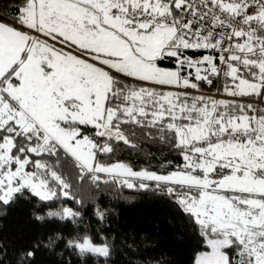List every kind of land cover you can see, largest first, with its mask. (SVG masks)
Here are the masks:
<instances>
[{
  "label": "snow or ice",
  "instance_id": "snow-or-ice-1",
  "mask_svg": "<svg viewBox=\"0 0 264 264\" xmlns=\"http://www.w3.org/2000/svg\"><path fill=\"white\" fill-rule=\"evenodd\" d=\"M8 8L11 16L0 14V205L25 190L44 202L74 199L61 163L81 180L156 182L205 238L210 251L195 264H264V0H0ZM221 76L231 99L200 93L201 82ZM137 129H155L183 164L158 174L99 161L121 142L135 148ZM56 239L37 240L20 264ZM74 247L111 255L87 239Z\"/></svg>",
  "mask_w": 264,
  "mask_h": 264
},
{
  "label": "trees",
  "instance_id": "trees-1",
  "mask_svg": "<svg viewBox=\"0 0 264 264\" xmlns=\"http://www.w3.org/2000/svg\"><path fill=\"white\" fill-rule=\"evenodd\" d=\"M0 14L11 16L13 13L8 8L7 11L0 9ZM189 54L196 58L209 53L189 51ZM163 65L174 67L172 62H163ZM213 80L211 86L201 82L200 93L220 92L226 96L224 78ZM125 83L131 84L128 80ZM191 92L200 94L196 90ZM237 99L243 102L249 98ZM92 132L89 129L88 134ZM160 136L155 129H137L135 148L121 142L114 146V153L99 154L98 159L105 165L123 162L136 171L146 169L167 174L183 164V157L179 149ZM59 167L72 184L74 199L61 197L44 202L25 190L24 196L18 195L14 203L0 205V244L6 253L0 257V264H20L22 252L37 240L47 243L48 236L59 239L52 249L42 247L37 251L31 264H195L197 256L209 250L199 226L182 210L177 197L169 196L163 187H156V182L145 181L150 185L148 189H129L118 181L105 183V174H100L101 181L93 182L90 176L79 179V170L71 165L66 167L61 163ZM63 205L70 206L79 217L72 221L48 216ZM98 212L104 214L103 219ZM34 214L44 216L45 220L37 221ZM85 234L94 244H107L111 255L105 258L80 254L69 242Z\"/></svg>",
  "mask_w": 264,
  "mask_h": 264
},
{
  "label": "rangeland",
  "instance_id": "rangeland-1",
  "mask_svg": "<svg viewBox=\"0 0 264 264\" xmlns=\"http://www.w3.org/2000/svg\"><path fill=\"white\" fill-rule=\"evenodd\" d=\"M165 62H169V61H165ZM163 67H167V68H172V67H169L168 65H161ZM192 72H194V69L190 70ZM125 80H128L131 82L132 85H139V86H151V87H156L158 90H163V91H167V90H174V89H170L168 86H159V85H148L146 82H138L136 80H134L133 78H125ZM192 91V90H190ZM63 208H71L70 206L68 205H63L61 206L58 210H55V211H52V212H61ZM75 212V211H74ZM51 218H54L56 220L60 219L59 216H49ZM79 217V216H78ZM62 220V219H61ZM63 220H74V219H63ZM91 240L90 239V236L88 234H85V235H82L81 237H79L78 239H75L74 241L71 242V244L74 246V244L76 243H83L85 240ZM92 242V241H91ZM93 243V242H92ZM94 244V243H93ZM96 246H103L104 244H94ZM207 246V244H206ZM208 248V246H207ZM209 249V248H208ZM210 251V249L208 250ZM86 254H91V255H95V254H92V253H86Z\"/></svg>",
  "mask_w": 264,
  "mask_h": 264
},
{
  "label": "built area",
  "instance_id": "built-area-1",
  "mask_svg": "<svg viewBox=\"0 0 264 264\" xmlns=\"http://www.w3.org/2000/svg\"><path fill=\"white\" fill-rule=\"evenodd\" d=\"M221 67H223V66L221 65ZM219 78H223V77L221 76ZM204 95L211 96V97H214L216 99H231L230 97L221 95L220 92H217L215 94H204ZM242 101L244 102V100H242Z\"/></svg>",
  "mask_w": 264,
  "mask_h": 264
}]
</instances>
